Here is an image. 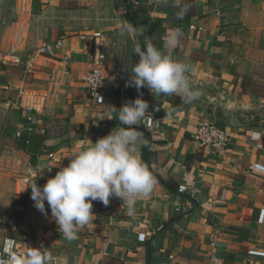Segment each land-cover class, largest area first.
<instances>
[{
  "label": "crops",
  "instance_id": "0c3cea01",
  "mask_svg": "<svg viewBox=\"0 0 264 264\" xmlns=\"http://www.w3.org/2000/svg\"><path fill=\"white\" fill-rule=\"evenodd\" d=\"M1 19L9 23L5 49L18 36L22 50L66 40L61 51L39 58L34 72L0 63V110L16 130V149L0 155V248L13 237L23 252L46 248L58 264H210L212 256L264 264V256L249 255L264 253V76L255 74L256 55L264 54V0H0ZM176 28L180 44L165 49ZM98 33L107 48L99 106L83 81ZM145 42L193 69L198 98L128 86L140 60L134 48ZM137 98L149 104L136 127L146 141L138 153L157 180L153 191L133 214L93 201L91 221L64 238L47 202L45 215L31 188L18 193V179L43 187L90 146L87 139L95 143L123 126L119 109ZM203 121L231 132L224 150L200 152L194 134Z\"/></svg>",
  "mask_w": 264,
  "mask_h": 264
},
{
  "label": "clouds",
  "instance_id": "9594fccd",
  "mask_svg": "<svg viewBox=\"0 0 264 264\" xmlns=\"http://www.w3.org/2000/svg\"><path fill=\"white\" fill-rule=\"evenodd\" d=\"M187 11L188 6L184 5L177 15L182 18ZM182 35L179 28L173 29L164 48L177 47ZM134 53L140 60L132 66L128 86L147 87L157 96L181 94L188 102L200 96L189 79L188 73L193 69L188 64L174 59L151 42H145L143 47L137 45ZM148 109L149 104L141 98L128 101L119 109V122L123 126L95 143L86 138L90 146L77 151L68 166L62 167L43 187L36 181H27L34 207L47 215V202L64 238L74 239L78 228L91 221L93 201L107 206L110 198L117 197L123 200L129 214H133L136 203L153 191L155 176L138 153V145H146V141L136 127ZM14 249L15 241L5 242L6 259L0 258V264H58L57 258L46 248H29L20 253Z\"/></svg>",
  "mask_w": 264,
  "mask_h": 264
},
{
  "label": "built area",
  "instance_id": "2783aa9c",
  "mask_svg": "<svg viewBox=\"0 0 264 264\" xmlns=\"http://www.w3.org/2000/svg\"><path fill=\"white\" fill-rule=\"evenodd\" d=\"M14 1V0H12ZM5 18V16H3ZM8 20L5 19L0 20V63L3 65L9 66H21L25 65L26 70L28 72H34L37 67V61L42 56L46 55H55V53L61 51L64 47V42L66 38L62 37L58 39L56 42L51 43L44 41L39 46H31L26 47V49L22 50V46L20 45L22 36H18L17 40L10 45L7 49L3 48V42L5 38V31L8 27ZM22 29H27V25H23ZM95 38L98 39L99 43L95 50V53L91 56V64L87 73L83 76L84 85L88 94L89 99L92 101L94 105H102L105 102V96L103 94V86L107 79V74L105 71L106 60H107V48H106V40L105 35L103 33L95 34ZM26 56V57H24ZM30 111L33 109L29 108ZM33 118H29V122H32ZM158 128L160 124L157 125ZM33 127H30V131H33ZM21 133H18V137H20ZM232 140L231 132L218 125L213 121H203L199 123L196 132L194 134V141L197 143L200 152L209 156L217 151L224 150ZM27 181H31V178L21 177L17 181V191L20 194L25 193L28 190L29 183ZM157 182V180H156ZM187 191V187L180 186L178 189L179 193H185ZM111 206L113 208H122L127 209L126 206L123 207V200L117 197L110 198ZM15 241V252L20 253L23 252L19 242L13 237H6L3 240L2 247L0 248V258H5L6 256L3 254V248L6 241ZM249 255L256 256L262 255L264 253H258L257 251H250ZM210 264H224V261L216 256H212L210 258Z\"/></svg>",
  "mask_w": 264,
  "mask_h": 264
},
{
  "label": "rangeland",
  "instance_id": "374dc122",
  "mask_svg": "<svg viewBox=\"0 0 264 264\" xmlns=\"http://www.w3.org/2000/svg\"><path fill=\"white\" fill-rule=\"evenodd\" d=\"M256 61L258 62L256 75L264 76V54L256 55ZM9 112L0 110V155L6 150H13L15 148V140L12 136L16 133L14 127H12V120L8 116Z\"/></svg>",
  "mask_w": 264,
  "mask_h": 264
},
{
  "label": "water",
  "instance_id": "95a60500",
  "mask_svg": "<svg viewBox=\"0 0 264 264\" xmlns=\"http://www.w3.org/2000/svg\"><path fill=\"white\" fill-rule=\"evenodd\" d=\"M204 106L208 108L210 105H209V103L204 102Z\"/></svg>",
  "mask_w": 264,
  "mask_h": 264
}]
</instances>
